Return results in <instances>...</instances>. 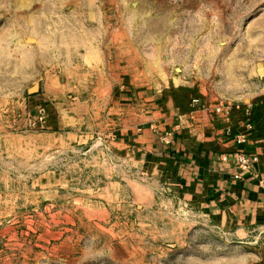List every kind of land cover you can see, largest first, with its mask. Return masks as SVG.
Returning <instances> with one entry per match:
<instances>
[{
  "label": "crops",
  "instance_id": "obj_1",
  "mask_svg": "<svg viewBox=\"0 0 264 264\" xmlns=\"http://www.w3.org/2000/svg\"><path fill=\"white\" fill-rule=\"evenodd\" d=\"M121 33L115 29L112 52L84 42L74 49L51 41L24 49L18 72L31 66L29 78L38 85L0 104V198L11 190L17 173L12 169L20 172L18 166L27 165L30 174L35 160L43 169L34 174L33 193H50L42 199H49L50 206L62 193L83 196L73 198L62 214L79 226L105 219L109 194L117 198L127 188L135 201L138 194L148 200L159 185L164 197L187 205L217 229L259 243L264 260V62L232 72L229 92L220 94L214 77L208 81L206 75L186 70L171 75L135 37L122 42L117 37ZM224 95L233 102H253V127L243 143L234 138L244 129L240 112L225 121L212 110ZM195 97L200 104L192 107ZM41 107L45 121L32 127ZM167 132L171 135L163 139ZM98 138L104 147L97 145ZM43 150L49 152L42 155ZM237 151L258 160L234 179ZM62 152L69 162L74 157L78 161L61 170ZM139 177L148 182L140 183ZM60 215L55 211L48 216L54 221Z\"/></svg>",
  "mask_w": 264,
  "mask_h": 264
},
{
  "label": "rangeland",
  "instance_id": "obj_2",
  "mask_svg": "<svg viewBox=\"0 0 264 264\" xmlns=\"http://www.w3.org/2000/svg\"><path fill=\"white\" fill-rule=\"evenodd\" d=\"M115 29L122 42L135 37L171 75L214 77L220 94L229 92L232 72L264 62V0H0V104L38 85L29 78L31 66L18 72L24 49L84 42L112 52ZM97 143L104 147L102 138ZM65 154L58 158L61 170L78 161ZM42 164L33 161L30 174L27 165L14 164L20 172L12 169L11 190L0 198V264H264L259 243L217 229L164 197L159 185L148 200L138 194L135 201L127 188L117 198L109 194L105 219L79 226L62 214L82 195L59 194L50 206L42 200L50 193H33ZM55 211L61 215L50 221Z\"/></svg>",
  "mask_w": 264,
  "mask_h": 264
},
{
  "label": "built area",
  "instance_id": "obj_3",
  "mask_svg": "<svg viewBox=\"0 0 264 264\" xmlns=\"http://www.w3.org/2000/svg\"><path fill=\"white\" fill-rule=\"evenodd\" d=\"M260 101L264 104V79L262 85V94ZM200 104V100L195 97L191 100V106L196 107ZM252 109H253V102L252 101H240V102H233V101H224L219 100L217 103L212 107L214 113L220 115L225 121H229L230 115L232 112L237 111L240 112V115L243 118V126L244 129L241 132H238L234 138L237 143H243L246 141V136L248 131H250L253 127L252 124ZM45 121V111L44 108L41 107L38 111L37 117L35 120L30 122L32 127L40 125ZM227 133L231 132L230 128L226 129ZM171 135V132H167L163 139H166L168 136ZM226 159V158H223ZM258 160L257 155L255 154H247L244 151H237L234 154V165L236 167V173H234L233 178L239 179L242 177L243 174L249 172L251 170L252 165Z\"/></svg>",
  "mask_w": 264,
  "mask_h": 264
}]
</instances>
